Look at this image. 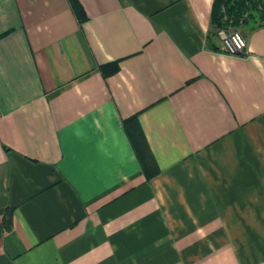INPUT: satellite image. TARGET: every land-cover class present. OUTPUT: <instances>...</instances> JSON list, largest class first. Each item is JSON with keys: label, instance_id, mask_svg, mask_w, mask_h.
<instances>
[{"label": "crops", "instance_id": "obj_1", "mask_svg": "<svg viewBox=\"0 0 264 264\" xmlns=\"http://www.w3.org/2000/svg\"><path fill=\"white\" fill-rule=\"evenodd\" d=\"M78 2L0 0V264H264V27L232 56L215 0Z\"/></svg>", "mask_w": 264, "mask_h": 264}, {"label": "trees", "instance_id": "obj_2", "mask_svg": "<svg viewBox=\"0 0 264 264\" xmlns=\"http://www.w3.org/2000/svg\"><path fill=\"white\" fill-rule=\"evenodd\" d=\"M72 4L76 12L79 14L81 20H84L85 16L83 13V9L79 4L78 0H72ZM247 13L250 14V17L249 19H246L244 21L243 25H241L240 20ZM230 22L234 27H246L249 32L259 27H264V0H215L211 18L212 32L210 33L209 40L211 43H214L213 48L217 51H220V47L216 46L217 32L223 26L229 25ZM105 68L106 67H102V70L105 71ZM127 123L128 134L132 143L136 147V151L143 165L144 172L147 175V178L149 179L153 175L158 174L159 169L156 167V165L153 172H151L148 168V149H146L147 147H142V133L140 132V130L136 132L134 131L135 125H137V119L134 118L133 120L128 121ZM11 214L12 211L6 214V220H9V216Z\"/></svg>", "mask_w": 264, "mask_h": 264}, {"label": "built area", "instance_id": "obj_3", "mask_svg": "<svg viewBox=\"0 0 264 264\" xmlns=\"http://www.w3.org/2000/svg\"><path fill=\"white\" fill-rule=\"evenodd\" d=\"M217 37L221 52L232 56L248 55V40L242 32L221 28L217 32Z\"/></svg>", "mask_w": 264, "mask_h": 264}, {"label": "rangeland", "instance_id": "obj_4", "mask_svg": "<svg viewBox=\"0 0 264 264\" xmlns=\"http://www.w3.org/2000/svg\"><path fill=\"white\" fill-rule=\"evenodd\" d=\"M249 17H250V14H248V13L245 14L244 17L240 20V24L243 25L244 21L246 19H249ZM222 28H226V29H229V30L232 29V30L240 31L244 35H247L249 33V31H248V29L246 27H243V26H238V27L235 26L234 27V26H232L231 22H230L229 25H225ZM217 41H219L218 37H217Z\"/></svg>", "mask_w": 264, "mask_h": 264}]
</instances>
